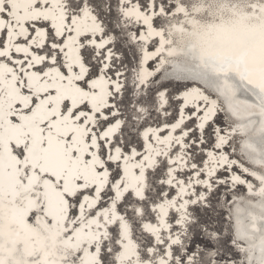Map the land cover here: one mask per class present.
<instances>
[{"label": "snow or ice", "instance_id": "1", "mask_svg": "<svg viewBox=\"0 0 264 264\" xmlns=\"http://www.w3.org/2000/svg\"><path fill=\"white\" fill-rule=\"evenodd\" d=\"M92 2L0 0V33L9 41L5 46L0 39V58L21 66L18 73L0 60V81L11 74V80L5 81L9 88L0 89L4 92L0 97V264H213L203 253L196 260L197 253L185 257L179 248L173 249L172 245L180 243L179 238L168 237L170 243L161 238V228H171L165 218L169 208H177L176 200L151 208V212H159V226L142 222L148 214L146 204L134 207L131 212L117 210L118 202L130 189H134L139 201L145 200V168L152 167L154 161L150 155L137 160L140 153L135 149L128 156L122 147L112 144L110 135L120 128L119 120L102 132L97 131L105 123L111 124L109 115L114 114L105 98L113 92L96 91L100 86L98 82L85 80L87 69L78 54V47L84 46L81 36L87 39L89 31L107 35L96 23V15L89 11ZM118 3L124 18L122 22L119 18L117 21L121 32L134 19L150 29L149 35L160 36L162 43L187 50L190 56L187 63L191 67L180 70L208 85L203 89L207 93L203 100L216 95L212 106L217 101L224 104L237 91L259 99L260 112L248 114L259 117V127L253 128L257 121L249 118L247 124L238 125L233 132L239 129L242 135H247L252 131L258 137L259 159L252 158L259 165V174L252 172L251 175L260 183L255 195L260 197L259 219L264 221V0H174L171 7H166L167 0H118ZM178 14H183L184 21L175 29L169 17L175 19ZM40 20L51 21L57 36L73 32L75 36H68V42L52 43L47 55L30 53L27 47L17 44L15 51H23L25 59L13 61L7 50L13 38L23 36L25 42L29 41V29L23 22ZM30 27L36 31L34 23ZM16 28L20 31H15ZM170 29L182 33L181 38H171ZM36 34L40 36L42 32ZM132 39L143 37L133 34ZM31 42L43 47L35 39ZM109 42L105 40L99 46L104 47ZM57 49L64 53L68 63H60L53 54ZM175 54L174 49L169 51V55ZM28 56H31L30 61ZM49 58L59 67L49 71L40 68L31 73L24 67L26 61L30 69ZM77 67L79 72L74 71ZM60 68H66L68 75ZM208 68L212 69L211 74L206 71ZM137 79L145 83L142 71L137 73ZM120 87L117 84L115 91L119 92ZM105 108L108 114L103 111ZM196 110L199 111V107ZM211 115L210 106L203 119L207 121ZM231 115L239 118L238 110H233ZM224 142L221 137L216 147ZM243 149L250 150V154L256 152L250 143L243 144ZM121 160L125 162L123 169L119 164ZM146 161L150 162L146 164ZM113 162L118 169L114 175ZM191 167L195 169L196 164ZM132 169H138L139 174ZM165 182L170 186L184 184L172 176L171 170L169 179L161 183ZM252 186L249 184L250 189ZM105 187L108 192H114L111 207L101 203ZM184 204L179 207L183 208ZM181 220L175 223L180 224ZM137 228L141 229V234L152 233L157 247L145 245L141 250L133 239ZM166 243L167 248L159 247ZM56 251L61 253L60 259H50ZM260 252L258 264H264V236ZM247 259L251 264L252 258Z\"/></svg>", "mask_w": 264, "mask_h": 264}, {"label": "bare ground", "instance_id": "2", "mask_svg": "<svg viewBox=\"0 0 264 264\" xmlns=\"http://www.w3.org/2000/svg\"><path fill=\"white\" fill-rule=\"evenodd\" d=\"M168 3L170 7L174 3V0H169ZM121 6L117 0V12L120 19L123 21V16L120 11ZM89 11H91L94 15L95 12L93 11L92 7H89ZM158 11V9H157ZM173 12L175 9L173 8ZM195 15V13H194ZM97 17V15H96ZM171 19V23L175 25V29H178L181 26V23L184 21L183 14H178L175 19ZM25 27L29 29V41L25 42L23 36L14 37L11 41V46L7 47L12 60H24L25 53L23 51L16 52L15 45L19 44L21 48L27 47L30 53H34L36 55H47L48 50L51 48L52 43H61V42H68L66 38L68 36H75V33H64L63 36H57L56 30L52 28L51 21H34V22H23ZM35 24L36 31H33L30 27L31 24ZM89 25L91 26V21L89 20ZM103 29V23L97 17V21ZM153 27L157 28V25L153 23ZM175 29H170L172 31L173 36L176 40H179L182 36V33L176 31ZM15 31L19 32L20 29L16 28ZM48 31L51 32L52 39L49 38ZM150 29L147 26L136 23L133 19V22L128 25L126 28V33L128 40L131 44L136 45L139 58L137 61L136 68L132 71V93L133 97L140 96V92L142 90L146 91L149 89L150 84L152 81H155L158 77L163 76L162 71L164 69L169 70L172 65L177 60H183L186 63V67H191V64L187 63L189 61L190 56L187 54V50L181 51L175 44H166L162 43L161 37L155 35H149ZM159 31V28H157ZM37 32H42V35L37 36ZM106 33V30L104 29ZM133 34L143 37V39H132ZM0 39H3L5 42V46L9 45V41L7 37L0 33ZM87 39L84 36H81L80 39L83 40L84 46L78 47V54L80 60L84 63L87 72L85 74V80L89 83L93 81H97L100 85L96 91L100 92H113L112 96H106L108 106L111 107L112 113L114 115H109V120L111 124L105 123L103 128H97V131L102 132L107 127H112L115 125L116 121L119 120L120 128L116 130L114 133L110 135V140L113 145L122 147V151L125 155L131 156V150L135 149L140 156L136 159L140 160L144 155H150L151 161H154L152 167L145 168V180L144 183L146 187L144 188V201H139L138 198L134 194V189H131L128 193L124 194V198H122L118 202V206L124 203V200L127 196H130L132 200L135 201V204L132 205L134 207H141L142 204L147 203L148 211L152 214L151 217H144L143 223H151L154 225L159 226L157 217L159 216V212H151V208L154 207L156 204L161 202L167 203L168 200L174 199L177 203V208H169L168 209V216L165 218L167 223L171 225V228L164 229L161 228L160 236L161 238L165 239L167 243H170L168 237L172 239L179 238L180 243L172 245V248H179L182 249L184 238L187 237V226L191 224L192 219L188 215V211L192 206L201 205L202 207H207V195L208 191H211L214 187H225L230 189V191H234L236 187H241L244 192H246L247 198L243 201L239 200V197H235L233 194L232 201L230 204V210L227 213L228 218L232 219L234 213H238L236 215V220H238V224L241 230V239L237 238V236L232 231V238L231 241L233 242L234 248H237L236 252L239 254V258H242L240 262L242 264H249L247 257H253L254 259L251 260V264H258L261 252V238L264 236V221L259 219L261 214V208L259 206L260 197L255 195L259 192L260 183L251 175L252 172H257L259 174V165L253 162V156L256 159H259L260 153V145H255L250 139H248L245 135H242L240 130L234 133L233 128H237L238 125H245L248 123L249 118L252 120H256L257 123L253 125V128L259 127V117L258 116H251L249 117V113H259V99L255 97L245 96V95H234L229 102H225L221 104L217 101L215 106H212V101L216 100V95H212L209 97L207 101L203 100V96L207 95L206 92L203 91L208 85L202 83V85H197L196 83H181L182 75L177 76L176 79L172 81H176L178 83L183 84V86L174 93V100L177 102L176 108V115L171 121L165 120L168 116V90L166 88H160L155 92L154 101H155V111L157 112L158 116L160 117L161 121L156 123H146L142 125L138 130H136L137 139L140 142V147L135 145H130L128 149L123 148V137L122 131L124 128V119L122 117L121 109L117 107V99L121 98L125 85H124V75L126 74L124 68H113L111 67L113 60H119L118 53L114 49V35L113 33H107L105 36L104 33L99 31L87 33ZM166 39L169 37H165ZM35 39L37 43H42L43 47L39 48L36 46L35 43L31 41ZM95 41L92 43L90 41ZM105 40L110 41L109 43L105 44L104 47H100L99 45L102 44ZM70 43V42H69ZM88 48L92 51V56L95 60L99 61L98 69L94 75L90 74V68L88 64L83 60L82 57V50ZM175 50V55H169L170 50ZM68 49L65 48V52ZM109 52L111 55L109 56ZM54 55L57 56L61 64L68 63L67 58L64 56V53L59 52V50H54ZM75 54V53H74ZM92 58V59H93ZM4 63H7L9 67L14 68L19 73V68L21 67L18 64L10 63L8 60L4 58H0ZM28 60H31V56H28ZM165 64V65H164ZM162 65L165 66L162 69ZM24 67L26 71L36 72L38 69L43 68L44 71H49V69L59 67V65H53L51 62V58L45 61L44 64L34 65L32 68H27V61L25 62ZM162 67V68H161ZM160 68V71L157 73V69ZM210 71L212 72L211 68ZM65 75H68L66 68H60ZM112 70V73H111ZM74 71L79 72V68H75ZM145 78V83L141 84L137 79V73L141 72ZM52 75H55L53 72ZM11 80V74H6L3 78V81H0V89H8L9 85L5 83V81ZM164 80H171L169 77H164ZM135 82V83H134ZM83 83V82H81ZM121 85L120 91L116 92L115 88L116 85ZM138 94V95H137ZM163 94V95H161ZM4 95L3 91H0V97ZM219 103L222 105V109H224L225 115H228L232 120V126L228 128H221L220 126L214 123L217 110V106ZM253 105H256L253 107ZM212 107V115L209 117L210 123L203 119V115L205 112L208 111L209 107ZM225 106L227 109L238 110V117L240 114L242 116H246L242 119H236V117L231 116L230 114L226 113ZM135 112H137L136 118L134 121H143L148 116V109L145 106H142L138 103H134L131 105ZM197 107H199V111H197ZM142 110V111H141ZM105 114H108V109H103ZM241 118V117H240ZM182 121V122H181ZM191 123L190 125H188ZM179 124L178 128L174 127L175 125ZM203 124V127L200 125ZM212 127V131L214 133V138L210 146H204V132L208 127ZM183 132H187L188 135H182ZM193 134L198 135L199 137L194 138ZM221 137L224 138V143L220 145L219 148L216 147L218 143H220ZM231 138V139H230ZM240 139L237 145L238 153L245 158L247 161L245 164L239 162L235 159L234 156H229L226 152L227 146L228 149L231 148V141L233 139ZM230 139V140H229ZM179 141V143L177 142ZM250 143L253 144L256 148L255 153H250V150L243 149V144ZM195 148V150L199 151L200 154L203 155L201 164H197L194 160H192L189 148ZM111 147V145H109ZM245 151L244 155L243 152ZM247 151L249 153H247ZM157 152L162 153L161 155H156ZM115 155L114 151L112 153ZM249 158V159H248ZM251 159V160H250ZM171 161V162H170ZM150 161H146L145 163H149ZM124 161H119L121 169L124 167ZM192 164H196V168L193 169L191 166ZM115 167L117 171L116 163H112V169ZM160 168H162V174L157 177V183L162 186V191L160 192L158 198L154 201H147V181H148V174L155 173ZM245 169H248L246 172ZM171 170L172 176L176 177V180H182L184 182L183 185H176L170 186L169 184L161 183L162 181H167L169 179V171ZM137 175L139 174L138 169H132ZM199 172L200 175L197 176L196 173ZM220 173H222L220 175ZM123 171L121 170V176H123ZM238 177L239 179H235ZM111 180V176L109 177ZM120 179V177H117ZM244 181V183H241ZM175 185V181L173 182ZM255 184V186L249 188V184ZM184 189L181 191V189ZM197 189V190H196ZM107 187L104 188V191L101 193L102 200L101 203L105 207H111V199L114 196V192H109V194L105 195L107 192ZM167 194V195H164ZM187 201L188 203L184 204ZM184 204L183 208H180L179 205ZM99 209V205L97 206ZM178 209V210H177ZM117 210L120 211L117 207ZM121 212V211H120ZM123 213V212H121ZM231 213V215H230ZM174 214L175 218L170 220V215ZM181 217H186V220H181ZM255 217V219H254ZM176 220H181L180 224H176ZM231 220V227L233 226V222ZM253 224L256 225V228H253ZM260 229V230H257ZM141 232V229H139ZM142 234L147 235L151 241V243L147 244L148 247H157L156 238L152 233L143 232ZM133 239L138 244L136 239L133 236ZM111 247L110 241H105ZM167 243L165 245H160L159 247L167 248ZM59 247V245H58ZM187 254L188 255H191ZM186 256V257H187ZM61 257V253L56 251L54 255L50 256L52 260H59ZM167 258V257H165ZM245 260V261H243ZM214 263V262H213ZM224 264H232V262H225Z\"/></svg>", "mask_w": 264, "mask_h": 264}, {"label": "rangeland", "instance_id": "3", "mask_svg": "<svg viewBox=\"0 0 264 264\" xmlns=\"http://www.w3.org/2000/svg\"><path fill=\"white\" fill-rule=\"evenodd\" d=\"M167 0L166 7H170ZM103 23V27L106 33H113L114 35V49L119 54V60H113L111 67L113 68H124V93L122 97L117 99V107L121 109L122 117L124 119V128L122 131L123 137V148L126 150L130 145H135L140 147V142L137 139L136 130H138L142 125L146 123H158L161 121L157 112L155 111V92L160 88H166L168 90V116L165 120L171 121L176 115L177 102L174 100V93L177 92L181 87L180 84L172 80H164L168 74H165L166 69L163 66V71L161 74L163 76L158 77L155 81H152L149 89L146 91L142 90L140 96L133 97V87H132V71L136 68L137 61L139 58L138 50L136 45L131 44L128 40L126 29L121 32L120 24H118V18L120 19L117 12V0H93L90 5ZM110 6V7H109ZM121 20V19H120ZM122 22V20H121ZM120 33L119 36L116 34ZM49 38L52 39L51 32L48 31ZM1 37V36H0ZM83 60L88 64L90 68V74L94 75L98 69L99 61L95 60L92 56V51L88 48L82 50ZM93 58V59H92ZM59 60V59H58ZM165 65V64H164ZM167 71V70H166ZM112 73V70H111ZM134 103H138L145 106L148 109L147 118L141 123V121H134L137 112L131 107ZM217 116L214 123L221 128H228L232 126L233 120L225 115L222 105L219 103L217 106ZM131 118V119H130ZM189 123L188 125H190ZM212 127H208L204 132V146H210L214 133ZM194 138L199 137L193 134ZM231 139V138H230ZM229 139V140H230ZM240 139L236 138L231 141V148L229 146L225 149L229 156H234L236 160L245 164L247 161L243 158L237 151V145ZM192 160L197 164H201L203 155L199 151L189 148ZM249 159V158H248ZM251 160V159H250ZM116 173L115 167L112 169V174ZM222 173H220L221 175ZM163 175L162 168H160L155 173L148 174L147 181V201H154L158 198V193L162 191V186L157 183V177ZM253 187L255 184H252ZM197 190V189H196ZM109 194V192H106ZM233 194L235 197H239V200L243 201L247 198L246 192L243 191L241 187H236L234 191H230L225 187H214L211 191L206 193L207 195V207H202L201 205L192 206L188 211V215L192 219L191 224L187 227V237L184 238L183 247L180 249V254L185 257L190 253H197L195 256L196 260L200 259L199 254L203 253L205 259H208L213 264H224L225 262H232V264H242L240 262L242 258H239V254L236 252L237 248H234L231 231V221L228 218L227 213L230 210V204L232 201ZM245 194V195H244ZM135 201L127 196L124 203L118 206L121 212H131L132 205ZM147 205V203H145ZM145 204H142L145 205ZM148 207V206H147ZM231 215V213H230ZM152 214L149 213L145 216L146 218L151 217ZM175 215H170V220L174 219ZM134 238L140 245L142 250L145 245L149 244V237L147 235L141 234L139 228L135 230ZM111 246H113L111 244ZM176 249V248H173ZM191 249V252L188 250Z\"/></svg>", "mask_w": 264, "mask_h": 264}, {"label": "water", "instance_id": "4", "mask_svg": "<svg viewBox=\"0 0 264 264\" xmlns=\"http://www.w3.org/2000/svg\"><path fill=\"white\" fill-rule=\"evenodd\" d=\"M164 65H162V67H163ZM171 66V68L169 69V70H164L165 71V74H168L167 75V77H169L171 80H173V79H176L177 78V76H180V74L182 75V77L181 78H178V79H181V83L182 82H185V83H187V84H189V83H196L197 85H202V83H204L205 85H207L204 81H202V80H200V79H193V78H191L192 77V74L191 73H189V72H187V71H181L180 69H182V68H185L186 67V63L183 61V60H177V61H175L172 65H170ZM161 67V68H162ZM163 69V68H162ZM160 71V68L159 69H157V73ZM206 71H208L209 72V74H211V71H210V69H206ZM183 86V84H180V87H182ZM138 95V94H137ZM234 95H245V96H250V97H253V95L252 94H250V93H243V92H241V91H237ZM233 95V96H234ZM233 96H231V98L230 99H232V97ZM230 101V100H229ZM229 101H227V102H229ZM225 105V104H224ZM225 111H226V113H228V114H230L231 115V113H232V111H231V109L229 108V109H227V107L225 106ZM238 112H240V111H238ZM213 116V115H212ZM212 116H211V118H212ZM232 116V115H231ZM241 117V118H240ZM240 117L239 118H237L236 117V119H242V118H244V117H246V116H242V114H240ZM211 118L207 121V122H209L210 123V120H211ZM203 129H204V127H203ZM248 139H250L255 145H259L258 143H257V140H258V137H256L254 134H253V132L252 131H249V133L247 134V135H245ZM244 153H245V151L243 152V155H244ZM247 153H249L248 151H247ZM250 154V153H249ZM131 190V189H130ZM125 194V193H124ZM236 215H238V213L236 212V213H234L233 215H231L232 216V218H233V220H232V222H233V226L231 227V228H233V232H234V234L237 236V238H239V240L241 239V230H240V227H239V222H238V220H236V219H238V218H236ZM231 221V220H230ZM252 259L251 260H253L254 258L253 257H251ZM243 261H245V260H243Z\"/></svg>", "mask_w": 264, "mask_h": 264}]
</instances>
